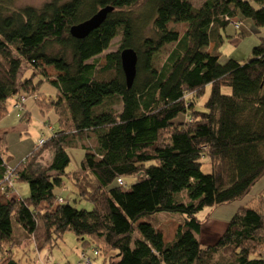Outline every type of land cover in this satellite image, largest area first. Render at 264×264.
Returning a JSON list of instances; mask_svg holds the SVG:
<instances>
[{
  "label": "trees",
  "instance_id": "1",
  "mask_svg": "<svg viewBox=\"0 0 264 264\" xmlns=\"http://www.w3.org/2000/svg\"><path fill=\"white\" fill-rule=\"evenodd\" d=\"M258 1V9L243 0H205L199 7L189 0H50L11 9L0 0V118L14 97L24 99L23 111L32 97L43 114L58 117L56 133L41 137L18 165L27 197L0 190L1 264H17L13 222L37 252L72 232L82 247L96 250L100 264H264V191L252 208L234 213L213 244L199 239L197 217L243 199L264 176V38L245 62L220 63L218 53L219 30L233 21L264 26V0ZM107 6L112 11L98 28L83 39L70 35ZM148 22L151 35L142 37ZM116 37L117 51L102 55ZM123 49L137 56L130 88ZM44 81L55 99L40 100ZM49 146L52 162L38 171L30 161ZM77 147L85 151L81 166L67 173V149ZM6 149L0 139V187ZM64 177L91 210L54 204ZM126 178L133 179L127 189L117 183L126 186ZM157 213L183 218L170 242L153 222L141 221Z\"/></svg>",
  "mask_w": 264,
  "mask_h": 264
},
{
  "label": "rangeland",
  "instance_id": "2",
  "mask_svg": "<svg viewBox=\"0 0 264 264\" xmlns=\"http://www.w3.org/2000/svg\"><path fill=\"white\" fill-rule=\"evenodd\" d=\"M48 1L50 0H7L8 3H6V6L10 7L11 9H19L26 6L40 8L44 3ZM62 1L66 2L69 0H62ZM189 1L193 6L199 7L205 0H189ZM243 1L249 2V4L255 9H258L260 6V2L258 0H243ZM239 24H240L239 26L240 29L238 28L239 30L235 28L233 23H230L224 29L219 30V34L222 36V40H223V43H221V46L218 50L220 63H225L228 60H235L238 62L247 61L251 57L252 49L255 46L259 45L261 39L264 38V26L259 28L261 29L262 34L261 33L256 34L243 21H240ZM174 28L180 29V25L174 26ZM150 31H151L150 22L143 25L142 28L139 30L142 37L150 36L151 35ZM120 40L121 38L119 37L114 38L111 42V45L108 47L106 51L102 53V55L117 51ZM163 54L164 52L160 53L159 58L163 57ZM222 91L224 93L230 92V90L227 88H224ZM209 92H210V88L207 87L205 95L202 98L198 99L197 102L198 105L201 104L202 101L206 100ZM37 93L39 95L40 100H42L43 97H45V100H48L49 98L55 99L56 90L53 87V85L44 81L39 85V90L37 91ZM11 100H9L8 104L11 103ZM27 107L29 109H32V114L30 118L31 126L30 129L28 130V134H29L28 136L29 138L32 139V142L37 143L41 137H44L45 139L48 137L45 131H42L44 125L45 126L51 125L53 129H57L58 117L53 110L45 111V113L43 114L41 111L42 108H40L34 102L33 99H28ZM185 119H186V115H182L179 116L176 122L178 124L183 123ZM23 123L27 124L25 122ZM67 153L70 160L66 168L67 173L78 170L84 158V154H85L84 149L82 147L71 148V149L69 148L67 149ZM203 171L210 172V169L208 166H206L203 168ZM262 178L263 179L259 180L260 182H257L255 186H253V188L251 189L250 193L247 196H245L243 199L215 208L207 207L197 214V217L202 221V228L200 231L199 239L201 240L203 245L213 244L218 239L221 230H223V228L232 218L234 213L240 207L252 208L254 206L256 198H258V196L264 190V177ZM126 181H127L126 186H122V187L127 189L130 183H132L133 179L126 178ZM68 182L69 181H67V179L65 178L63 182V186H66L68 188V191L62 193V196L65 198V196H70V194L72 193L73 196H72V200L70 201V204L73 207L77 209L91 210L92 204L88 201L81 200L80 198H78L76 191L74 190L72 185L69 184ZM21 185L22 183L20 184L17 183L16 189L18 192H20L21 196L26 197L27 193L23 194V192L21 191V187H22ZM27 190H28V184H27ZM181 195L182 193L180 194V196ZM65 200L68 199L65 198ZM163 214L165 213H157L147 216L148 219L146 220L152 221L157 227H159L160 232L162 233L163 236H165L166 241H168V239H171L173 236L175 230L174 228L175 224H177V222H180L178 218L179 214H166L168 215L167 217H164ZM171 217L172 218L177 217V218H174L173 220ZM171 219L172 221H170ZM222 224H224L225 226L221 227ZM12 228H13V241H16V245L23 242V239L24 238L26 239L27 237L28 243L32 245V250L34 252H37L34 249V241L32 237H28L26 235L25 237L24 235H22V233H20L22 229L15 222H13ZM27 248H28L27 244L24 246V248L20 246L19 250L15 249V247L13 246L11 256L13 257V259H15L14 250L17 256L19 255L22 256L24 250ZM93 249L94 248L91 246L89 248L82 247L81 241L72 232H66L62 239V242H59L57 246L51 249V251H52V257L54 258V262H57L58 264H79L78 263L79 257L82 250L84 251L83 253L86 254V256L88 257L90 256L92 260V264H100L102 258L101 256L95 257L92 252ZM25 257L26 255L24 256V258ZM17 260H16L17 263L18 262L20 263L19 259ZM3 261L4 259H0V264Z\"/></svg>",
  "mask_w": 264,
  "mask_h": 264
},
{
  "label": "crops",
  "instance_id": "3",
  "mask_svg": "<svg viewBox=\"0 0 264 264\" xmlns=\"http://www.w3.org/2000/svg\"><path fill=\"white\" fill-rule=\"evenodd\" d=\"M240 21H243L256 34H260V33L262 34L261 29L253 28L250 21H248V20H240ZM240 21H238V22H240ZM239 26H240V24H239ZM238 28L240 29V27H238ZM238 28H236V29H238ZM35 95H36V93L34 94V96ZM31 98L32 97H29L28 99H31ZM28 99L25 102V109L23 111V113L25 112L24 113L25 119L23 121L20 120V117L18 116L17 112L13 109L15 97L12 98V100L10 99L11 103L8 104L7 113L3 117L0 118V139H5V141L7 143L6 153L4 154V158H5V160H7V171H6L5 178L3 180L2 187H0V190L2 192H6L7 196L15 198V199H20V198L25 197V196H21L20 192L17 191V189H16L17 183H19V184L22 183L21 191L23 192V194L27 193V195H28L27 183L17 180L16 173H17L18 165L20 163H22V161L23 162L26 161L33 150L40 147V145H38L39 140L37 143L32 142V139L29 138V136H28L29 135L28 130L30 129V126H31L30 118H31V114H32V109H29L27 107ZM23 122H25L27 124H24ZM56 130L57 129H53L51 127V125H48V126L44 125L42 131H45V133L48 135V137L46 139L44 137L43 138L45 140H47L48 138H50L52 136V133H54V132L56 133ZM52 158H53V149L49 146V147H46L45 149H43L41 154H39L32 161H30V163L32 162V164H35L33 166L35 167V169H37L39 171V170H42L43 168H48L52 162ZM262 179L263 178H261L260 180H262ZM258 182H260V181H258ZM67 191H68V188L66 186L62 185V187L58 190V194L54 200V204H59L57 202L58 198H61L62 200L63 199L65 200V198H66L68 200H65V201L63 200L64 203L70 204V201L72 200L73 194L71 193L70 196H65V198L62 196V193H65ZM41 208H42V205H41ZM163 216L167 217L168 215L163 214ZM174 218H177V217H173L172 219L174 220ZM178 218H179L180 222H177V224H175V227H174L175 230H174L172 238L168 239V241H166L165 236H163L164 237L163 239L165 242H170L173 239L177 227L182 224V217H178ZM172 219L170 221H172ZM141 221L152 222V221H149L146 219L145 220L141 219ZM224 226H225L224 224L221 225V227H224ZM224 228H223V230H224ZM155 229L160 231L159 227H156ZM223 230H221L220 233H222ZM20 233H22V235L25 236V233L23 231H21ZM26 244L28 245V248L24 250V253L22 254V256H20V255L17 256L15 253V250H14L15 259L16 260L19 259V261H20V263L18 262L17 264H58L57 262H54V258L52 257V251L48 246L45 247L41 251L34 252L32 250V245L30 243H28L27 237H26V239L25 238L23 239V242H21L20 244H17V245H16V241H12V250H13V246L15 247V249L19 250L20 246H22V248H24V246ZM83 252L84 251L82 250L81 253H83ZM25 255H26V257L24 258ZM80 256H81V254H80ZM79 262H80V257H79ZM91 264H92V260H91Z\"/></svg>",
  "mask_w": 264,
  "mask_h": 264
},
{
  "label": "water",
  "instance_id": "4",
  "mask_svg": "<svg viewBox=\"0 0 264 264\" xmlns=\"http://www.w3.org/2000/svg\"><path fill=\"white\" fill-rule=\"evenodd\" d=\"M112 11V7L101 8L90 19L74 25L70 28L69 32L73 38L83 39L90 32L98 28L105 20L107 14ZM119 60L121 69L124 75L125 84L127 88H130L133 84L136 74L137 56L132 49H123L119 52Z\"/></svg>",
  "mask_w": 264,
  "mask_h": 264
},
{
  "label": "built area",
  "instance_id": "5",
  "mask_svg": "<svg viewBox=\"0 0 264 264\" xmlns=\"http://www.w3.org/2000/svg\"><path fill=\"white\" fill-rule=\"evenodd\" d=\"M232 23L235 26V28H238V26H239V22L238 21H233ZM23 102H24L23 98H17L15 100V102H14L13 108L16 110L18 116H21L22 113H23V107H22ZM41 143L42 142H40V144ZM117 183H118L119 186H124L125 185V183L122 181V179H118ZM57 202L59 204L64 203V201L61 198H58ZM96 254H97L96 250L93 249V255L96 256ZM79 264H91V258L87 257L86 254L81 253Z\"/></svg>",
  "mask_w": 264,
  "mask_h": 264
}]
</instances>
